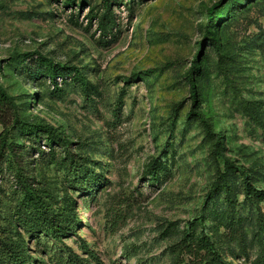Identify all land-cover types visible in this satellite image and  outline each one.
<instances>
[{
    "label": "rangeland",
    "instance_id": "obj_1",
    "mask_svg": "<svg viewBox=\"0 0 264 264\" xmlns=\"http://www.w3.org/2000/svg\"><path fill=\"white\" fill-rule=\"evenodd\" d=\"M229 1L0 0V85L17 116L0 117V135L8 130L13 148L0 158V222L9 237L23 239L27 264H54L69 250L86 258L85 247L103 264H174L171 246L205 202L218 211L208 222L220 228L210 233L222 237L228 261L257 259V211L243 203L238 179L232 208L224 191L210 205L208 193L223 168L201 122L188 118L187 72L203 42L198 111L223 134L224 155L264 190V0ZM219 3L228 4L215 11L217 30H207V11ZM107 8L113 24L102 29ZM39 56L78 68L89 92L71 77L57 85L22 78L20 68ZM16 118L52 127L71 144L50 148L47 136H28ZM67 149L102 176L91 194L69 188ZM21 176L52 193L54 204L75 203L77 236L56 242L19 228ZM226 210L241 218L248 260L238 252L236 226L221 222Z\"/></svg>",
    "mask_w": 264,
    "mask_h": 264
},
{
    "label": "trees",
    "instance_id": "obj_2",
    "mask_svg": "<svg viewBox=\"0 0 264 264\" xmlns=\"http://www.w3.org/2000/svg\"><path fill=\"white\" fill-rule=\"evenodd\" d=\"M228 3H219L207 11V24L205 26L207 30L217 28L219 21L216 20L215 11L224 8ZM107 9L108 11H106V15L100 24L102 29L109 28L113 24L111 12L109 8ZM211 42L215 47H218L215 38L211 39ZM203 46V42L198 45L199 53L187 72V79L191 87L190 100L192 101V108L188 114V118H197L201 122L207 140L211 144L212 154L215 159L221 162L223 168L208 193L209 197L214 195V197L210 198L209 203L211 205L213 199L221 191H224L227 194L226 203L232 208L234 199L231 197L233 193L231 186L233 185L234 179L240 180L244 195L243 203L250 208V211H257L256 226L258 228L257 234L260 251L257 259L252 264H264V213L262 214L260 207V204L264 203V190L254 184L253 177L245 166L232 161L224 155L223 134L218 133L209 119L198 111L201 98L197 83L205 77L200 58ZM16 68L17 66L14 65L13 70L16 71ZM19 72L22 78L27 79L31 83L49 79L53 85H57L58 78L66 80L68 77H71L75 78L82 85L85 92L88 93L90 89L85 75L78 68L53 65L49 60L41 56L29 61L27 65L20 68ZM15 109L16 105L14 104L13 98L8 96L5 89L0 85V117L6 111L13 112L15 117H17ZM3 123L2 118H0V124ZM14 123L21 124V131L28 136H47V142L50 148L55 143L64 148H67L71 144L63 134L58 133L52 127L20 123L18 118H16ZM7 132L8 130L0 135V158L4 156L6 150L9 153L13 152L12 143L9 142L8 136L6 135ZM19 156L18 154L17 157ZM64 161L68 162L66 170L71 178L68 181L69 188L81 194L88 195L102 184V176L96 173L83 157H77L67 149ZM156 180L154 177L151 178L152 183H155ZM19 182H21L20 186L24 193V198L20 206L23 216L19 222V228L21 227L24 231L34 236L45 234L56 242H63L66 238L77 236V230L80 228L81 222L77 215L75 203L72 200H68L65 204L59 206L57 204L58 202L56 204L53 203V194L49 191L45 189L37 190L28 186L27 180L23 176L19 177ZM209 208L207 202H205L201 215L189 222L180 240L171 246L170 251L175 255L174 264H233L225 257L222 237L216 238L210 233L211 229L216 231L220 226L209 225L211 220L219 216L217 210L212 212ZM233 214V210H226L220 215L221 222L228 229L233 225L236 226V232L240 233V239L237 245L238 252L248 260L249 252L245 234L243 231H239L243 230L241 227V218ZM7 232L0 222V264H27L31 260V257L26 253L27 249L23 243V239H12L7 235ZM85 251L86 258L69 250L67 255H60L54 264H103L97 254L93 253L88 247H85Z\"/></svg>",
    "mask_w": 264,
    "mask_h": 264
}]
</instances>
